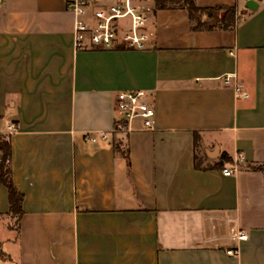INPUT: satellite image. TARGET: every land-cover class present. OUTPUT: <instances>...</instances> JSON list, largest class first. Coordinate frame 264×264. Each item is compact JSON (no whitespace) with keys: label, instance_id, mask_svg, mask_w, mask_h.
I'll use <instances>...</instances> for the list:
<instances>
[{"label":"crops","instance_id":"crops-1","mask_svg":"<svg viewBox=\"0 0 264 264\" xmlns=\"http://www.w3.org/2000/svg\"><path fill=\"white\" fill-rule=\"evenodd\" d=\"M67 1L0 10V134L23 193L15 219L0 182V264H264V173L246 167L264 163V0H195L235 7L230 30L155 9L145 50H76ZM128 90L147 92L153 129L113 131Z\"/></svg>","mask_w":264,"mask_h":264},{"label":"built area","instance_id":"built-area-1","mask_svg":"<svg viewBox=\"0 0 264 264\" xmlns=\"http://www.w3.org/2000/svg\"><path fill=\"white\" fill-rule=\"evenodd\" d=\"M5 0H0V10ZM66 10L74 16L73 43L76 50L86 49H132L145 50L150 47L148 22L153 16L155 7L151 0H115L95 8L90 7L89 0H68ZM233 54V52H230ZM223 85L231 86L236 96L247 97L242 84L235 81V75L224 74L220 77ZM115 111L118 119L124 120L125 126H117L113 131H127L129 122L139 118L142 128L151 130L154 127L155 109L148 94L144 90L120 91L115 96ZM115 119V120H118ZM15 124L8 126V132L14 131ZM107 133L100 132L96 136L85 135L90 141L106 139ZM242 154L237 161H242ZM234 168H224L223 174L229 175ZM239 233L237 238L246 239ZM228 255H236L238 248L226 250Z\"/></svg>","mask_w":264,"mask_h":264},{"label":"trees","instance_id":"trees-1","mask_svg":"<svg viewBox=\"0 0 264 264\" xmlns=\"http://www.w3.org/2000/svg\"><path fill=\"white\" fill-rule=\"evenodd\" d=\"M153 4L155 9L184 8L187 11L191 23V29L194 31L213 29L230 30L243 18V15L238 14L233 6L216 5L212 7H200L195 0H153ZM125 125L124 120L118 119L115 120L113 129L117 126ZM113 148L116 152L124 154L128 160V153L120 148L119 142L114 141ZM10 159L11 146L9 138L0 134V182L7 189L9 213L16 219L22 212L23 193L12 182ZM246 167L264 173V163H253ZM0 257H7L1 248Z\"/></svg>","mask_w":264,"mask_h":264},{"label":"water","instance_id":"water-1","mask_svg":"<svg viewBox=\"0 0 264 264\" xmlns=\"http://www.w3.org/2000/svg\"><path fill=\"white\" fill-rule=\"evenodd\" d=\"M251 3H253V0H249L248 3L246 4V7H247L249 10H254L255 8L251 5Z\"/></svg>","mask_w":264,"mask_h":264}]
</instances>
